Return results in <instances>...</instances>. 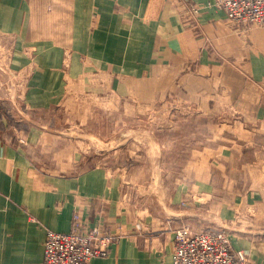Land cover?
Masks as SVG:
<instances>
[{"label": "crops", "instance_id": "obj_1", "mask_svg": "<svg viewBox=\"0 0 264 264\" xmlns=\"http://www.w3.org/2000/svg\"><path fill=\"white\" fill-rule=\"evenodd\" d=\"M215 1L0 0V264H43L47 232L71 231L75 213L117 237L90 264H173L183 224L223 228L264 264V23ZM169 92L217 117L190 155L206 176L141 197L131 174L148 165H107L73 134L115 140L93 127Z\"/></svg>", "mask_w": 264, "mask_h": 264}, {"label": "rangeland", "instance_id": "obj_2", "mask_svg": "<svg viewBox=\"0 0 264 264\" xmlns=\"http://www.w3.org/2000/svg\"><path fill=\"white\" fill-rule=\"evenodd\" d=\"M152 84L155 86L157 83ZM147 85L150 86L151 83ZM174 85L183 87L185 81L183 78H176ZM119 113L123 111H116L113 127L108 129L106 124L93 127L98 136L107 138L114 134L115 140L104 139L102 142L97 138L86 137L88 132L85 127L78 132L74 131L73 135L78 136L79 133L84 139L90 140L92 148L100 152L107 165H123L128 162V156L132 163L148 165L151 172L131 174L132 178L140 182L138 192L141 197L155 195L166 199L181 184L206 176L204 160L207 158H190V155L193 150L196 154L203 150L204 142L207 141L202 132L206 128L208 130L210 124L217 122V117L204 116L202 111L188 110L185 95L176 92L148 95L145 110L137 109L135 113L124 110L121 118ZM96 119L97 124L103 122L101 115ZM123 131L126 134L124 140L121 136ZM156 143L163 146V155L155 154Z\"/></svg>", "mask_w": 264, "mask_h": 264}, {"label": "built area", "instance_id": "obj_3", "mask_svg": "<svg viewBox=\"0 0 264 264\" xmlns=\"http://www.w3.org/2000/svg\"><path fill=\"white\" fill-rule=\"evenodd\" d=\"M215 5L236 23H264V0H216ZM190 9L198 13L201 5L191 3ZM175 234L173 264H255L248 252L233 247L223 228L183 224ZM116 239L100 227L87 226L75 213L71 231L47 232L43 264H90L96 256H108Z\"/></svg>", "mask_w": 264, "mask_h": 264}]
</instances>
